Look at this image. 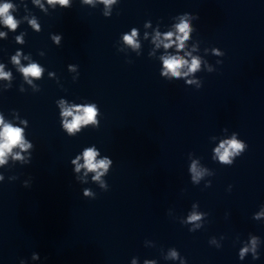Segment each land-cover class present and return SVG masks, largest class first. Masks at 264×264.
<instances>
[{
  "label": "clouds",
  "instance_id": "clouds-1",
  "mask_svg": "<svg viewBox=\"0 0 264 264\" xmlns=\"http://www.w3.org/2000/svg\"><path fill=\"white\" fill-rule=\"evenodd\" d=\"M38 2V0H37ZM48 2L51 4L53 3V0H48ZM86 2H91V0H86ZM112 0H105V3H111ZM60 3L64 6H69V0H60ZM13 8V4L11 3H3L0 4V21L8 27L11 30H15L17 28V21L13 17V15L10 14V10ZM181 16V22L176 25L177 33H182L183 36H180L179 34L176 35V40L173 41L171 38L173 36L172 32H168L164 36V40H167L168 43H164L163 40L160 41V43H164V47L167 49L171 47L173 43H176L177 49H183L184 48V41L189 38V33H193L196 31L193 24L190 27V21L188 19H184V17H190L191 21L198 19V16H195L191 13H183L180 14ZM34 27L39 30V26L35 24V21H31ZM136 29H132L131 35H125L124 39L127 43L135 45L134 37L136 36ZM5 35L4 33H0V36ZM160 34L157 33V39H159ZM17 41L20 40V37L16 38ZM62 41V35H56L54 36V42L56 46H60ZM178 42V43H177ZM213 52L216 55L223 56L224 52L221 51L219 48H213ZM185 55H191V53H185ZM165 71L161 73L163 76H167L170 72L172 77H176L179 79L182 75L187 76L189 72H196L200 68V60L196 57H193L191 60V63L189 64L187 60H185L182 56L179 54L177 55H168L162 58ZM13 61L15 63H19V60L17 57H13ZM218 64L222 63V60L217 62ZM68 67L71 69L73 66L71 64L68 65ZM187 67V72H182V69ZM20 71L24 74L25 77H27L29 74L33 77H39L41 75L42 69L37 64H31L27 67H23L20 69ZM212 71L210 70V73ZM11 75V73H4L3 72V66L0 65V77L7 78ZM171 81V80H169ZM186 85L191 83V81L185 80ZM202 87V85H201ZM200 87V88H201ZM76 114H74L73 109L68 108L64 109L62 112L63 117H72V119L64 120L63 123V129L67 130V135L69 137H75L77 134L81 133L80 125H87L89 123L95 125L93 128L99 127V121L95 119L98 111V106L96 103H90L88 105H75ZM24 127H18L11 123H6L3 116L0 115V166L6 165L8 163V157L11 156L12 159L19 160L20 165H26L31 162V154L32 152L28 153L27 159H25L21 152H24L28 149L34 150V145L31 141H26L24 138V131L28 127V121L25 119L21 122ZM62 129V130H63ZM238 133H233L231 141L227 142L228 146H225V143L222 142L220 144V148L216 149L217 153L220 152V149H223L222 154L219 155V160L222 163L228 164L229 166L233 165L234 161L230 160L229 157L233 154L241 156L248 148V145L243 140H237ZM14 148H19L20 152L13 153ZM101 156L100 150L95 146L91 145L90 147H85L83 150L75 155L73 159H71L70 163L71 165L75 166L73 167V172L75 175L76 180L78 179L77 174L81 173V170L83 169V174L86 176L89 172H94L95 175L92 177L94 181H99L100 177L104 175L106 172H108L109 167L113 165V161L109 156H101V159L97 160L96 157ZM83 160V163H80V161ZM103 170V171H100ZM4 175L0 174V182L4 181ZM24 187L30 186V181L25 180L23 182ZM101 187L104 188V191L108 190L109 186H105V184H101ZM83 197H89L92 196V192L89 188H84L82 191ZM96 196L94 197V199ZM199 219L198 216L193 215L190 217V220H197ZM255 243V240H253V244ZM248 251V248L245 247L240 252V259L242 260L244 258V254ZM171 256L173 258H177V253L173 251L171 253ZM256 257H254L255 259ZM41 259L39 253L33 252L31 254V260L32 261H39ZM19 264H27V261L25 259H20ZM133 264H135V260H133ZM145 264H154L152 261H145Z\"/></svg>",
  "mask_w": 264,
  "mask_h": 264
}]
</instances>
